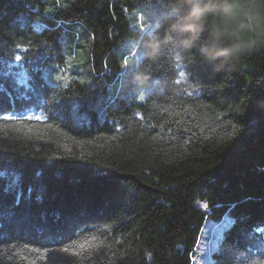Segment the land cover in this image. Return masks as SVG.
Wrapping results in <instances>:
<instances>
[{"label":"trees","instance_id":"1","mask_svg":"<svg viewBox=\"0 0 264 264\" xmlns=\"http://www.w3.org/2000/svg\"><path fill=\"white\" fill-rule=\"evenodd\" d=\"M165 7L0 0V116L41 117L31 133L0 120V264H24L9 245L92 236L107 246L61 264H192L204 223L226 215L211 264L264 260V46L219 72L169 52L166 86L139 93L127 38Z\"/></svg>","mask_w":264,"mask_h":264},{"label":"clouds","instance_id":"2","mask_svg":"<svg viewBox=\"0 0 264 264\" xmlns=\"http://www.w3.org/2000/svg\"><path fill=\"white\" fill-rule=\"evenodd\" d=\"M127 39L129 49L140 53L124 67L137 92L166 86L158 66L169 52L195 58L215 72L235 69L264 46V0H166L165 10Z\"/></svg>","mask_w":264,"mask_h":264},{"label":"snow or ice","instance_id":"3","mask_svg":"<svg viewBox=\"0 0 264 264\" xmlns=\"http://www.w3.org/2000/svg\"><path fill=\"white\" fill-rule=\"evenodd\" d=\"M147 24H148L147 22H141L138 26V30L143 31ZM17 47L20 48L21 51H27V49L23 45L18 44ZM129 55L131 56L132 60H139L140 58V53L138 49H130ZM175 59L177 62H180L182 58L179 56V54H176ZM15 60L17 61L21 60V56L17 54L15 56ZM129 60L130 59L128 57H124L122 59L123 68L129 64ZM60 71L62 75L59 76L58 79L63 80L65 84L70 83L71 77L65 72L64 69H61ZM183 75L184 73H181V76ZM15 77L20 84L24 85L25 87L29 86V83H30L29 77L27 73L23 71L22 68H21V71L15 73ZM176 83L179 84L180 81L177 80ZM137 115L139 114L137 113ZM31 119L40 120L41 117L24 115V114H16L15 112L7 113L3 116H0V120L17 122L19 126L14 128L13 129L14 131H21L22 129H26V131L29 133L32 132V129L26 126L23 122L25 120H31ZM4 175L5 173L0 172V177H3ZM199 206L205 209L208 207L206 203L200 204ZM234 223H235V220L226 215L224 217V222L222 226H231ZM254 232L264 234V227L257 228L254 230ZM106 246L107 245H105L104 241L99 240V238L96 236H92L90 238L85 237L81 240L72 241L71 244H69L68 246L62 247V248H51L50 249L47 247H44V248L30 247L28 244L9 245L8 247L18 249L16 255L19 257L20 260L24 261V264H37L38 261L43 262V264H61L64 258L60 255H57L58 253H66L71 256L81 257L86 252L99 250ZM211 250L212 249H209V251ZM8 258L12 259L11 256H9ZM203 259L205 261V264H211L209 256L207 254L203 257ZM81 264H83L82 261H81ZM256 264H264V260L257 261Z\"/></svg>","mask_w":264,"mask_h":264},{"label":"rangeland","instance_id":"4","mask_svg":"<svg viewBox=\"0 0 264 264\" xmlns=\"http://www.w3.org/2000/svg\"><path fill=\"white\" fill-rule=\"evenodd\" d=\"M129 16V15H128ZM124 72V68L122 69ZM142 93V92H139ZM141 99L140 97L138 98ZM224 219L219 221H206L201 229L198 243L194 251L192 264H205L203 257L210 256L212 250L217 247ZM209 249H212L209 251Z\"/></svg>","mask_w":264,"mask_h":264}]
</instances>
